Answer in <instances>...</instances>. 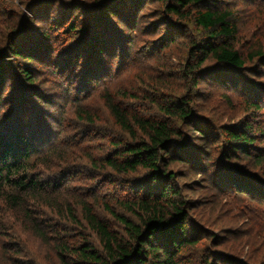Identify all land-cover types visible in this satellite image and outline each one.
<instances>
[{"label":"rangeland","instance_id":"374dc122","mask_svg":"<svg viewBox=\"0 0 264 264\" xmlns=\"http://www.w3.org/2000/svg\"><path fill=\"white\" fill-rule=\"evenodd\" d=\"M72 1L0 0V52L17 42L19 51L27 49L35 57L28 64L10 53L3 58L6 75L2 79L0 131L9 133L16 125L31 137V143L34 137L41 155L54 148L31 173L45 182L47 196L58 204L71 205L78 220L79 202L87 200L109 227L122 235L121 224L103 203L135 221L134 215L118 205V200L130 197V193L122 182L110 184L103 177L97 178L87 161L89 155L99 157L112 151L113 142L131 139L115 122L107 99L127 113L159 119L158 104L167 95L185 94L196 102L199 114L211 121L214 131L238 123L250 124L253 130L264 127V62L255 56L264 54V0L218 1L233 12L237 27L235 48L244 59L245 78L241 87L233 88L202 76L195 90L181 74L186 64L184 48L173 45L156 52L153 40L159 34L143 27L156 19L153 15L158 4L154 0L136 10L141 23L133 32L130 46L125 44V48L129 47L126 59L120 55L117 60L103 57L95 62L75 56L64 62L72 56L82 36V32L77 36L68 31L64 16L57 19L59 3ZM75 1L90 6L100 0ZM75 14L65 16L72 18ZM21 66L30 70L33 85L29 86L21 76ZM251 101L260 102V109L249 108L247 102ZM134 130L140 138L142 134ZM217 145L208 150L210 158L219 153L220 143ZM261 145L264 148V142ZM231 164L260 176L258 167L238 154ZM204 179L199 173H191L179 180L185 183L181 186L182 199L190 202L187 213L198 241L184 254L188 264H264V200ZM28 203L44 238L33 232L23 218L22 208L0 203V264H61L55 246H72L83 238L100 248L95 234L84 222L71 220L67 209L57 211L49 205Z\"/></svg>","mask_w":264,"mask_h":264},{"label":"trees","instance_id":"16d2710c","mask_svg":"<svg viewBox=\"0 0 264 264\" xmlns=\"http://www.w3.org/2000/svg\"><path fill=\"white\" fill-rule=\"evenodd\" d=\"M146 1L100 0L90 6H83L75 0L60 2L57 19L62 20L64 16L69 32L83 33H80L79 40L76 39L80 44L72 56L70 54L63 61L75 56H85L95 62L103 57L117 60L120 55L126 59L129 47L125 48V44L128 42L130 46L133 32L141 23L136 10ZM218 1L154 0L158 4L153 15L156 19L143 26L152 34H159L153 40L156 52L173 45L184 48L186 64L182 66L181 74L192 82L194 90L202 76L233 88L241 87L245 78L244 59L235 48L237 27L233 12L219 5ZM74 11L76 14L72 18L71 15L65 16ZM16 43L0 52V98L2 79L6 75L5 55L10 53L23 64L35 58L27 49L19 51ZM255 56L264 62V54ZM29 71L25 66L19 70L31 86L34 79ZM194 102L185 94H169L158 104L161 117L152 119L127 113L112 99H107L106 104L115 122L131 139L113 142L112 151L99 157L89 155L87 161L97 178L103 177L110 184L122 182L130 193V197L119 199L118 205L134 215L135 221L103 203L104 209L121 224L122 235L112 230L87 200L79 202L81 218L78 220L71 205L58 204L47 196L45 182L34 178L31 173L54 148L41 155L42 152L35 147L34 137V143H31V137L16 125L9 133L0 131V203L14 209L22 208L23 218L40 238H44V234L31 214L28 202L35 206L49 205L57 211L67 209L65 212L70 213L71 220L84 222L95 234L100 248L87 238L72 246L57 244L55 251L61 264H188L184 254L198 241L187 213L190 202L182 199L181 186L185 183L179 180L191 173H199L207 183L217 182L219 186L222 183L236 192H250L264 200V148L261 145L264 127L253 130L250 124L238 123L214 131L211 121L199 114ZM247 105L259 110L261 103L251 101ZM19 119L22 127V116ZM134 128L142 134L140 138ZM218 143L221 147L219 153L214 159L210 158L208 150ZM237 154L253 162L261 172L260 176L230 165Z\"/></svg>","mask_w":264,"mask_h":264}]
</instances>
